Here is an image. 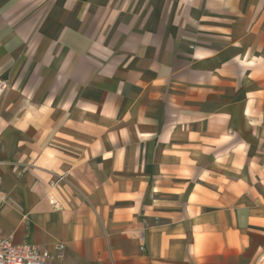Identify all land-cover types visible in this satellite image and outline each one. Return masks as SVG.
Masks as SVG:
<instances>
[{
  "label": "crops",
  "instance_id": "1",
  "mask_svg": "<svg viewBox=\"0 0 264 264\" xmlns=\"http://www.w3.org/2000/svg\"><path fill=\"white\" fill-rule=\"evenodd\" d=\"M0 79L2 237L264 264V0H0Z\"/></svg>",
  "mask_w": 264,
  "mask_h": 264
},
{
  "label": "built area",
  "instance_id": "2",
  "mask_svg": "<svg viewBox=\"0 0 264 264\" xmlns=\"http://www.w3.org/2000/svg\"><path fill=\"white\" fill-rule=\"evenodd\" d=\"M8 89V80L0 79V97ZM52 204L57 205L53 200ZM63 244L41 247L29 244L16 245L0 235V264H49L64 249Z\"/></svg>",
  "mask_w": 264,
  "mask_h": 264
}]
</instances>
